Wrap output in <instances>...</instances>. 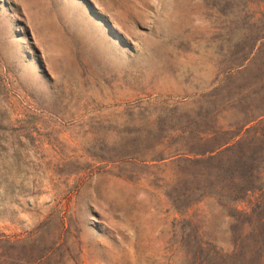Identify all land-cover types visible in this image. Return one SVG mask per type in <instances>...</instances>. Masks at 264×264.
I'll list each match as a JSON object with an SVG mask.
<instances>
[{
    "label": "rangeland",
    "instance_id": "1",
    "mask_svg": "<svg viewBox=\"0 0 264 264\" xmlns=\"http://www.w3.org/2000/svg\"><path fill=\"white\" fill-rule=\"evenodd\" d=\"M0 264H264V0H0Z\"/></svg>",
    "mask_w": 264,
    "mask_h": 264
}]
</instances>
